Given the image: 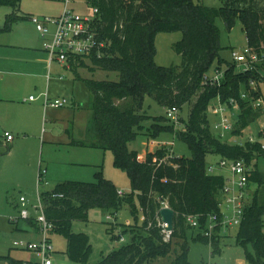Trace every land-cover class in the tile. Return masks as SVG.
Returning <instances> with one entry per match:
<instances>
[{"label":"trees","instance_id":"16d2710c","mask_svg":"<svg viewBox=\"0 0 264 264\" xmlns=\"http://www.w3.org/2000/svg\"><path fill=\"white\" fill-rule=\"evenodd\" d=\"M22 1L0 0V8L14 10L7 16L0 34L29 19V16L16 14ZM91 2L99 10L97 32L108 47L103 50L102 58L92 59L93 67L87 68L90 72L117 73L119 79L116 82L83 79L93 96L94 137L90 142L73 140L70 145L112 153L114 166L128 175L132 192L120 194L115 184L103 177L101 170L96 174L95 183L65 182L52 191L41 193L47 220L55 226L53 234L66 239L69 259L78 264H89L93 252L90 238L86 234L73 233V222L88 221L92 209H105L117 214L124 206L130 207L138 220L139 207L144 217L140 226L143 233L133 234L131 242L104 256L97 264H147L173 252L178 254L174 264H191L189 237L206 245L217 246L218 242L216 236L204 237L201 230L198 234L193 231L187 225V218L202 217L203 229L206 218L214 214L221 217L223 210L222 192L226 178L206 172V157L216 155L220 160H241L249 166L254 158L264 157L261 143L230 145L215 134L214 122L210 121L212 102L218 99L226 104L235 101L239 106V129L233 134L235 138L241 139L244 130L259 118L262 110L252 108V99L262 96L259 91L252 90L251 83L258 85L263 80L264 66L258 65V71L237 72L235 63L221 55L224 48L218 23L222 22L226 30L231 31L239 21L248 46L260 53L264 48V0H224L221 8L206 7L200 0ZM177 32L183 34L182 41L175 46L176 52L182 56V65L158 66L155 62L157 34ZM84 63L78 59L71 63V68H84ZM211 70L224 71L220 84H206ZM243 93L247 94L245 100L242 99ZM147 97L167 111L178 110L179 114L184 106H189L185 131H176V125H160L166 122L165 117L154 118L157 123L152 129L154 137L164 132L173 134L188 146L192 158H177L170 156L167 149H159L141 160L136 151L129 150V143L136 140L144 128L143 124L150 119L144 109ZM1 139L0 145L3 144ZM249 181V186L263 185L264 175L257 165ZM52 194L63 197L53 199ZM258 194L251 204L245 203L237 234L239 245L253 247V253L247 255L251 264H264V206ZM162 202H167L175 212L169 241L165 240L161 226ZM28 222L38 231L34 220ZM119 237L120 234L113 240L118 241ZM0 260L8 264L23 262L9 257H0Z\"/></svg>","mask_w":264,"mask_h":264},{"label":"rangeland","instance_id":"374dc122","mask_svg":"<svg viewBox=\"0 0 264 264\" xmlns=\"http://www.w3.org/2000/svg\"><path fill=\"white\" fill-rule=\"evenodd\" d=\"M200 1L210 8H221L224 5V0ZM69 8L83 17L94 16V6L91 0H71ZM63 10L64 4L58 0H23L16 14L21 17L34 16L44 20L60 17ZM13 13L14 10L9 7L0 8V28L6 17ZM218 25L222 32L221 44L224 48L221 55L226 60L232 61V49L239 52L247 49V36L239 21L231 31H227L222 22ZM37 32L35 25L26 19L14 25L9 32L0 34V100H3L0 101V137L5 131H10L15 138L14 144H8V147L5 143L0 145V257L10 256L17 261L34 260L32 253L21 251L13 246L15 241L31 238L22 231L26 220L18 223L9 221L10 217L18 215L20 210L18 202L21 197H26L29 201V212L34 218L41 213L40 209L38 212L33 209V206H39L38 193L54 189L65 182L95 183L96 174L101 170L103 177L112 181L120 194L132 192L128 175L114 166L112 153L87 146L70 145L73 140L90 142L94 137L93 96L83 79L116 82L119 79L118 74L102 70L90 72L89 68L93 67L90 61L84 63L86 67L76 71L82 78L81 80L76 78L75 71L63 70L60 76L63 80L58 84H52L50 98L52 101L66 99L69 103L65 108H52L45 112L42 102L33 104L29 101L31 96L36 98L39 95V92L35 90V79L33 76H28L35 75L29 66L36 55L32 49H26V47L38 45L39 41L43 44L41 35ZM182 39L181 32L157 34L155 62L158 66L180 67L182 65V56L175 50V46ZM56 64L54 70L59 66ZM215 72L211 70L210 75L213 76ZM237 72H239L238 67ZM262 78L263 80L256 87L264 101V74ZM37 84L39 89L40 85L44 86L41 91H46L44 82L40 83L37 80ZM216 104L217 101L212 102V105ZM36 106H40L39 109ZM144 109L150 119L143 124L144 128L136 140L129 143V150L136 151L141 160H145L149 153L159 149H167L170 156L177 158H192L188 146L176 139L173 134L164 132L154 137L152 129L153 124L157 123L154 118L165 117L166 122L160 125H176V131H185L189 119V106H184L180 111L178 123L168 118L167 109L149 97L145 99ZM233 113L239 115L240 109L235 108L229 114L235 122L237 118H233ZM210 121L215 122L211 114ZM263 127L264 111H260L258 120L244 130L241 139L235 138L232 134L224 140L234 145L238 141H248L252 138L264 146ZM216 135L215 137L218 136ZM220 159L216 155H208L206 172L224 176L226 185L232 187L231 172L217 166ZM256 165L260 173L264 175V157L252 160L250 166L253 171L256 170ZM210 167L215 170L210 172ZM45 170L48 173L46 181L51 182L52 186L46 185L44 181L39 186V174ZM258 192L259 201L264 206V183L249 186V197L245 203L251 204ZM138 211L139 218L136 220L130 207L127 206H124L117 214L105 209H92L88 221L73 222L71 227L73 233L86 234L90 238L93 252L89 264L99 263L104 256L131 242L133 234L138 236L143 233L140 227L143 215L139 207ZM223 213L232 217L225 203ZM136 223H138L137 227H135ZM238 230V226L218 225L211 236L212 238L216 236L217 246L195 242L189 237V262L191 264H251L247 255L253 253V247L251 245L243 247L237 243ZM124 232L126 234L125 243L113 240L114 236L124 234ZM31 239L38 240V236ZM51 242L55 251L53 264H78L69 259L66 253L67 241L62 235L53 234ZM174 245L175 241H173V247ZM216 249L217 252H215ZM177 256L178 254L173 252L165 258H158L147 264H174ZM0 264L8 263L0 261Z\"/></svg>","mask_w":264,"mask_h":264},{"label":"built area","instance_id":"2783aa9c","mask_svg":"<svg viewBox=\"0 0 264 264\" xmlns=\"http://www.w3.org/2000/svg\"><path fill=\"white\" fill-rule=\"evenodd\" d=\"M64 4V10L62 15L58 18H45L41 20L34 16H30L29 20L35 25L37 31L40 33L43 40V50L48 54L50 63L56 62L65 67L71 68V63L76 60L91 61L92 59H100L103 56L104 49L108 47V43L104 42L96 29V23L99 15V10L94 8L93 17H83L74 13L70 10L71 0H58ZM232 62L239 68V72L244 74L247 72L258 71V65L264 66V48L260 53L255 52L249 46L244 52L231 50ZM224 77V71H216L215 74L208 79H206V84L215 85L220 84V80ZM257 83L252 82L251 88L254 92L257 91ZM247 94H242V99L245 100ZM30 100H35L32 96ZM217 104L211 107V114L215 118V122L212 124L213 131L222 140L234 134L239 129V115L233 113V118H237V121L229 117L230 112H233L235 108H239L235 101H231L230 104L223 103L220 99L216 100ZM68 100L57 99L50 101L45 95V108L61 109L68 105ZM252 108L254 110L264 111V101L262 98L252 99ZM167 116L172 121L177 123L179 121V111L168 110ZM264 130V127H263ZM263 132V131H262ZM5 137L8 142L13 140V136L6 133ZM246 143L255 144L252 138L248 141L237 142L236 145L244 146ZM262 145V144H261ZM262 149L264 146L262 145ZM219 168L228 169L233 177L232 187L225 186L222 194L223 201L221 203V208L223 209L224 203L226 209L231 212L230 215L223 213L222 216L210 215L205 220V228L202 229V217L190 216L187 218V225L195 232L200 233L202 236L211 237L212 233L218 225L226 226H240L243 220L245 201L249 197V178L252 173L251 166L247 165L246 162L238 160H220L217 165ZM210 172L215 169L213 167L209 168ZM47 171L40 172L39 174V186L41 182L46 181ZM41 193L38 198V205L33 206L37 212L40 209L41 213L38 216L32 218L29 212L30 203L26 197H21L19 199L18 205L20 210L16 217H10L9 221L11 223H18L23 220H34L38 225V231L41 239L39 241L21 240L15 241L13 246L16 249H20L34 255V260L23 261L22 264H53V254L55 253L52 242L51 235L55 229V226L47 220L45 214V204L41 198ZM53 199L62 198L61 194H52ZM162 207L169 208L167 202H162ZM144 221V217H143ZM163 228V233L165 234L166 241L171 238L172 231H167V225L163 222L161 223ZM212 238V237H211ZM125 243V235L120 234L119 240Z\"/></svg>","mask_w":264,"mask_h":264},{"label":"crops","instance_id":"0c3cea01","mask_svg":"<svg viewBox=\"0 0 264 264\" xmlns=\"http://www.w3.org/2000/svg\"><path fill=\"white\" fill-rule=\"evenodd\" d=\"M5 22H6V20H5ZM5 22H4L3 26H2V28L4 27ZM26 49H32L33 53H35V55H36V56L33 57V61L30 63L31 65L29 66V68L35 72V75H28V76H33V78L36 81L35 90L39 92V95H38V97L35 98V100H30L29 99V101H30V103H33V104L42 102L44 111L46 112L48 109H52V108H45V105H44L45 104V95H47L48 99L50 101H52L51 98H50L52 84L53 83L58 84L60 81L63 80V78L60 77L63 70L77 71L79 68L78 69L76 68V69L73 70V67L72 68H68V67H65L63 65H60L59 63H57V64L54 63V62L50 63L49 56L43 50V44L40 41L38 42V45H36L34 47L33 46L32 47H26ZM55 64L57 66L58 65L59 66L56 67L55 70H54V65ZM37 80L40 83L44 82V84L46 85V88H47L45 92L41 91V90H43L42 88L44 86L40 85V89H39V87L37 86L38 85L37 84ZM0 101H3V100H0ZM36 107L39 109L40 106H36ZM6 133L10 134L11 136H12V133L10 131H5L4 134L1 135L3 144L5 143L6 147H8V144H11V145L14 144L15 138L13 137V140L8 142L6 137H5ZM47 175H48V173H47ZM50 185L52 186L51 182H49V186ZM52 190H53V188H51V190H48V191H52ZM44 192H47V191H44ZM40 193H43V192H40ZM40 193H38V196H39ZM24 226L25 227H23L22 231L25 233V235H27V236L30 235L31 238H33L34 236H36V237L38 236V240H32L31 238L27 239V240L39 241L41 239V237L39 235V231H36L34 229V227L28 221L26 222V224ZM52 235H51V237H52ZM9 258L15 260V258H11L10 256H9ZM0 261L1 262H6V261H2V260H0Z\"/></svg>","mask_w":264,"mask_h":264},{"label":"water","instance_id":"95a60500","mask_svg":"<svg viewBox=\"0 0 264 264\" xmlns=\"http://www.w3.org/2000/svg\"><path fill=\"white\" fill-rule=\"evenodd\" d=\"M160 217L162 222L167 225V231H172L175 219V212L171 208H164L160 212Z\"/></svg>","mask_w":264,"mask_h":264}]
</instances>
